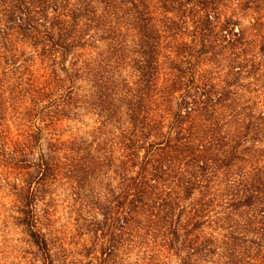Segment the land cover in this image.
I'll use <instances>...</instances> for the list:
<instances>
[{
	"label": "trees",
	"instance_id": "trees-1",
	"mask_svg": "<svg viewBox=\"0 0 264 264\" xmlns=\"http://www.w3.org/2000/svg\"><path fill=\"white\" fill-rule=\"evenodd\" d=\"M232 1L237 15L264 8L263 0H0V93L24 91L30 101L24 140L0 136L2 161L20 170L10 186L28 264L264 262V35L250 43L238 20H221ZM15 41L33 50L20 56ZM105 44L114 56L97 63L90 50ZM36 58L48 61L38 76ZM93 93L113 108L91 135L118 146L119 186L103 236L68 254L47 230L44 186L56 142L64 144L51 135L57 116ZM45 135L48 152L31 159Z\"/></svg>",
	"mask_w": 264,
	"mask_h": 264
},
{
	"label": "rangeland",
	"instance_id": "rangeland-1",
	"mask_svg": "<svg viewBox=\"0 0 264 264\" xmlns=\"http://www.w3.org/2000/svg\"><path fill=\"white\" fill-rule=\"evenodd\" d=\"M234 2H227V6L222 7L221 20L231 19L232 22L238 20L239 25H234L236 30L239 27L245 29L250 35V43H257L264 35V27L255 25L258 22L256 18L260 19L259 22H264V8L262 7L259 12L250 9V13L246 15H237L238 9ZM253 44H250V55L253 53ZM14 46L20 49V56L33 50L20 41H15ZM90 53L98 57L97 63L114 56L108 44L99 49L93 48ZM47 65V59L36 58L30 70L38 76L44 73ZM123 74L127 75L124 70ZM109 86L106 94H109L111 99L116 98L121 92ZM86 91L81 88L80 93L85 95ZM89 98L90 104H82L79 110L68 116L58 115L54 127L57 136L50 134L64 144L56 142L57 150L51 154L55 162L54 171L44 186L43 202L46 204L44 208L47 211V230L52 232L57 250L61 249L62 245L68 254L70 251L73 253L83 251L84 246L90 247L103 236L104 231L101 228L107 218L104 213L109 212L110 207L114 206L112 194L113 191L117 193L119 186V175L115 172L116 166L113 165L120 157L118 146L112 145L109 139L111 135H107L108 138L99 133L91 135L92 130L97 128L100 122L109 120L108 115L114 113L113 108L102 103L99 93H93ZM29 103L28 94L24 91L0 93L2 138L7 141L10 138L24 140L28 126L32 124L28 121L30 116L26 110ZM50 135L42 138L40 146L32 152L34 155L31 159L33 157L35 159L40 153L48 152ZM2 159L0 155V264H28L30 255L23 253V250L28 248L25 242L27 234L24 227L16 223L18 203L10 186L13 182L12 175L19 173L20 170H15ZM250 264L264 262L251 261Z\"/></svg>",
	"mask_w": 264,
	"mask_h": 264
}]
</instances>
